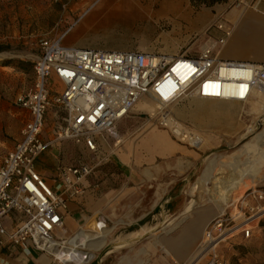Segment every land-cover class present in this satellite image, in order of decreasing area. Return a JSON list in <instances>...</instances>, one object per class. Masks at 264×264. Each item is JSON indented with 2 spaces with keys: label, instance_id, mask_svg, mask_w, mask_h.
I'll return each instance as SVG.
<instances>
[{
  "label": "rangeland",
  "instance_id": "374dc122",
  "mask_svg": "<svg viewBox=\"0 0 264 264\" xmlns=\"http://www.w3.org/2000/svg\"><path fill=\"white\" fill-rule=\"evenodd\" d=\"M86 2L87 0H0V164L7 151L20 138L25 117L16 104V98L32 84L34 61L42 38L53 37L72 24V30L65 37L64 43L75 41L79 44L93 39L98 46L116 45L128 50L136 48L166 55L195 56L211 37L219 36L220 32L212 29L218 19H225L234 30L242 12L251 8L244 1L234 0L221 11L214 9L208 25L197 30L205 19L201 16L196 18L195 15L203 7L192 3L189 7H183L193 13L191 18L185 13L182 16L178 13L159 15L156 11L150 20L148 17L131 22L138 26L150 25L151 30L126 31L125 22L116 27V22L106 26L104 20H90V16L82 21V11L88 6ZM80 16L79 21L74 23ZM190 19H195L196 23H192ZM172 27L182 29L183 32L176 34L174 29L171 30ZM50 84L54 90H59L55 79ZM205 101L207 104H203ZM263 103L261 99L243 103L186 97L166 107H159L156 101L151 100L150 104L155 112L151 113L148 109L136 111L134 108L133 115L118 125L122 141L117 144V140L111 138L101 154L79 148L69 140L49 144L50 148L53 145L56 149L58 165L88 163L92 166L85 190L93 188L94 181L100 175L104 174V178L113 180L108 183L109 188H114L113 191L109 190L113 203L125 194V183L123 169L110 167V159L112 155L137 159L134 152L145 132L166 131L176 143L196 152L200 159L192 172L185 175L186 179L176 185L172 194L173 203L168 208L156 209L143 221H139L144 215L142 213L110 215L108 228L112 230L107 235L108 243L95 252L91 263L188 264L199 251L197 245L206 224L223 211H220L219 206L229 212L234 207L233 203L240 204L248 189L264 186V137L261 139L262 145L258 142V137L264 134V113L259 110ZM163 110L169 111L176 119L200 132L203 136L202 145L199 148L186 145L160 126L158 119ZM193 111H196L195 115H192ZM197 113L200 115H196ZM210 115L215 119L211 120ZM49 124L47 122L46 130L51 129ZM49 137L50 135L46 136V139ZM212 157L217 158L212 177L207 182L200 181L205 164ZM36 165L39 169H49L42 161H38ZM101 168H104L103 173L96 177V172ZM253 168L258 170L255 178L251 176ZM111 174L117 178L112 179ZM182 176L183 172L175 173L176 178ZM189 205L190 210L181 222L184 217L182 212ZM125 216H130L133 220L119 222ZM195 219L200 221L196 237L192 241L189 232ZM92 224L93 221L84 228L93 230ZM67 236L69 234H62V237ZM122 240H125V245L118 248ZM109 250L112 252L107 254ZM218 255L221 264H264V218L250 238L244 239L238 235L223 242L218 247ZM206 262L205 257L197 264H207Z\"/></svg>",
  "mask_w": 264,
  "mask_h": 264
},
{
  "label": "built area",
  "instance_id": "2783aa9c",
  "mask_svg": "<svg viewBox=\"0 0 264 264\" xmlns=\"http://www.w3.org/2000/svg\"><path fill=\"white\" fill-rule=\"evenodd\" d=\"M72 27L40 40L32 84L16 98L25 117L20 138L0 166V243L6 235L12 244L25 246L30 241L53 255L50 242L65 230L63 211L70 198L84 193L82 182L92 167L61 164L57 168L60 181L51 183L36 169L38 157L49 144L69 140L101 154L109 139L118 142V125L138 103L148 105L153 100L166 107L186 97L250 103L264 93V62L220 57L232 33L225 19H218L212 27L219 36L211 37L195 56L67 46L64 39ZM52 79L59 90L51 87ZM47 122L50 130H46ZM158 123L186 145L199 148L203 143L200 132L169 111H161ZM233 205L206 227L198 248L203 254L197 263L206 257L207 264H221L218 247L223 242L254 234L264 218V186L251 187L240 204ZM12 215L20 218L19 223L8 229L4 218ZM103 226L108 228L105 222ZM75 249L84 251L85 259L91 252L83 246Z\"/></svg>",
  "mask_w": 264,
  "mask_h": 264
},
{
  "label": "crops",
  "instance_id": "0c3cea01",
  "mask_svg": "<svg viewBox=\"0 0 264 264\" xmlns=\"http://www.w3.org/2000/svg\"><path fill=\"white\" fill-rule=\"evenodd\" d=\"M233 1L234 0L213 2L203 0H87L86 4L88 6L87 9L82 11V21L89 16L90 20H103L110 12L118 11L134 15L137 20L143 18L148 19V17V20H150V17L154 15L156 11L159 15L178 13L182 16V14L185 13L187 17L191 18L193 13L187 11L188 9H183V7H189L193 3L203 7L195 15L196 18L201 16L205 19L202 26L197 29L199 30L205 28L211 21V15L214 9L218 8L221 11L226 5ZM240 1H244V3L250 5L251 8L242 12L240 21L234 30L232 27V33L221 49L220 57L230 61L264 62V29L263 27L257 28V25L259 27L261 25L264 26V0ZM164 3H172L176 7L169 12H162ZM173 29L176 34L183 32V30L179 28L172 27L171 30ZM189 30L192 29L189 28ZM65 45L101 50H128L125 47L120 48L116 45L98 46L93 39L82 41V43L79 44L75 41L73 43L68 42L65 43ZM195 112L196 111H193L192 115H195ZM132 115L133 111L129 117ZM196 115L200 114L197 113ZM204 115L206 116L207 114ZM126 119L121 121L120 124L125 122ZM206 127L207 126H205V128ZM108 142L105 143V145L109 144ZM105 145L103 150L106 148ZM55 150L53 145L52 148L47 146V150L43 151L36 161V163L38 161L46 163L49 169H39L37 165L36 169L43 177L53 184L60 181L57 171L59 166L58 158ZM134 153L137 159H130L121 155H116L115 157L112 155L110 159V167L123 169L122 176L125 183L123 189L125 194L116 200L119 202L115 201V203H113L110 199L109 190L111 189V191H113L114 188H109L108 183H111L113 180L109 181L107 178H104V174L100 175L103 173L104 168L96 172V177L100 175V178L94 181L93 188H87V190H84L82 196L80 195L68 200L67 208L63 211L66 234H69V236L74 235L78 229L84 228V226L91 221L94 223L96 219H100L108 225L110 215L119 213L132 215L134 213H142L144 215L139 218V221H143L156 209L168 208L173 203L172 194L176 185L186 179L185 175L190 174L200 160L196 152L176 143L166 131L149 130L145 132V135L142 136L140 144H138V148ZM162 159L163 161H161ZM176 172H183L184 176L176 178ZM111 175L110 177L112 179L117 178L114 174ZM87 183L86 177L82 182L84 188ZM125 217L129 218L130 216ZM19 219L17 215L6 217L4 218V224L8 229H11L19 223ZM212 219L206 224L205 229ZM131 220L133 219L131 218ZM204 232L197 245V249L203 238ZM2 240L3 243H0V264H60L52 253L35 248L30 241L27 242L25 246H22L10 243L6 235L2 237Z\"/></svg>",
  "mask_w": 264,
  "mask_h": 264
},
{
  "label": "bare ground",
  "instance_id": "6f19581e",
  "mask_svg": "<svg viewBox=\"0 0 264 264\" xmlns=\"http://www.w3.org/2000/svg\"><path fill=\"white\" fill-rule=\"evenodd\" d=\"M175 7L176 6L172 3H164V5L162 7V12H165V11L169 12V11L173 10ZM103 20H104L103 23H105L106 26L112 22H114V23L116 22L117 23L115 25L116 27H118V25L121 22H123V23L125 22L124 23V30H126V31L127 30H135V29H144L146 31H149L152 29L150 25H147V26H138L136 24L133 25L131 22L136 21V16L131 15L129 13H125V12L123 13L120 11L110 12V14H108ZM191 22L196 23L195 19L192 20ZM262 27L264 29L263 25H261L260 27L257 25V28H262ZM262 30H261V33L263 34L264 30L263 31ZM169 56H173V55H169ZM235 60H237V59H235ZM232 85H234V83H232ZM257 99H261L262 103H263L264 102V93L262 95H260L259 98H257ZM206 100L218 101L215 99H206ZM203 104H207V102L205 101V103H203ZM158 106L161 107L160 105H158ZM145 107H147L148 111H150L151 113L155 112V108L152 107L151 104L146 105L144 103H138L135 107V110L140 111V110L144 109ZM259 110H260V112L264 113V103L262 104V106L260 107ZM210 119L214 120L215 117L213 115H210ZM263 137H264V134L260 135L258 137V142H260L261 145H262L261 139ZM121 141H122V139L119 138L117 144L120 143ZM262 151H264V146L262 148ZM216 165H217V158H214V157L209 158L205 164V167L202 171L201 176L199 177V180L203 181V182L209 181L210 178L212 177V174H213L215 168H216ZM249 170L251 171V169H249ZM257 171H258L257 168H253V170H252L253 174H251V176H253L254 178L256 176H258ZM239 182H240V180H239ZM235 183H238V181H236ZM190 207H191L190 205L187 206L185 208V210L182 212L184 214V217H183V219H181V222L185 219V217H186L185 214L190 210ZM219 208H220V211L223 210L222 207L219 206ZM130 221H131V219L128 217H125L124 219L119 220V222H123V223L124 222H130ZM199 221L200 220L196 219L191 226L189 234L191 237L190 239L192 241L196 237L198 227H199L198 226ZM92 225H94L93 230L86 229V228H80L76 231V233L74 235L67 236V237H62V234L65 233L66 230L59 231V233L57 234V237L50 242L54 255L57 256V258L60 259L62 262L67 263V264H88L89 261L94 259L95 252L100 251L103 247H105L107 245V243H108L107 235L112 230V228H104L103 221L100 219H96ZM142 228H144V227H142ZM122 241L123 242L119 243L118 248L123 247V245H125V242H124L125 240H122ZM65 244H67L69 246H66ZM76 246H83V247L91 250L90 253H87L86 259L84 258L85 252L75 249ZM111 252H112V250H109L107 252V254H109ZM202 254H203V251H200V252L198 251L190 259L191 261H189L188 264H196ZM74 259H76L77 261H75ZM74 261H75V263H74ZM137 264H142V263L139 262Z\"/></svg>",
  "mask_w": 264,
  "mask_h": 264
},
{
  "label": "trees",
  "instance_id": "16d2710c",
  "mask_svg": "<svg viewBox=\"0 0 264 264\" xmlns=\"http://www.w3.org/2000/svg\"><path fill=\"white\" fill-rule=\"evenodd\" d=\"M213 1H222V0H212V1H209V2H213Z\"/></svg>",
  "mask_w": 264,
  "mask_h": 264
}]
</instances>
